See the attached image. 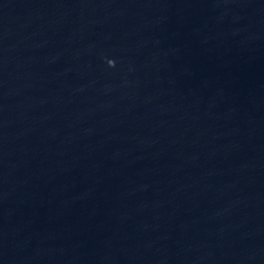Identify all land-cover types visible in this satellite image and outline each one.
I'll return each instance as SVG.
<instances>
[{"label":"water","instance_id":"1","mask_svg":"<svg viewBox=\"0 0 264 264\" xmlns=\"http://www.w3.org/2000/svg\"><path fill=\"white\" fill-rule=\"evenodd\" d=\"M0 264H264V0H0Z\"/></svg>","mask_w":264,"mask_h":264}]
</instances>
